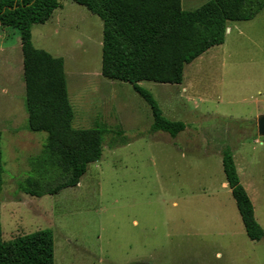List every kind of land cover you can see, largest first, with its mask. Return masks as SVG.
Wrapping results in <instances>:
<instances>
[{
  "label": "rangeland",
  "instance_id": "1",
  "mask_svg": "<svg viewBox=\"0 0 264 264\" xmlns=\"http://www.w3.org/2000/svg\"><path fill=\"white\" fill-rule=\"evenodd\" d=\"M60 3L34 46L65 60L73 127L101 131L103 156L76 188L43 198L21 191L48 135L29 129L20 34L0 26L4 242L52 231L55 264H264V239L248 238L223 168L231 151L264 230V11L231 23L225 44L189 65L181 86L140 84L166 119L186 125L174 139L151 131L152 110L132 85L102 76L101 19Z\"/></svg>",
  "mask_w": 264,
  "mask_h": 264
},
{
  "label": "trees",
  "instance_id": "2",
  "mask_svg": "<svg viewBox=\"0 0 264 264\" xmlns=\"http://www.w3.org/2000/svg\"><path fill=\"white\" fill-rule=\"evenodd\" d=\"M69 1L103 22L102 76L132 85L152 110L151 131L174 139L186 125L166 119L154 96L140 84L181 86L189 65L225 44L231 23L253 21L264 11V0H212L193 12L183 10L182 0ZM61 7L60 0H0V26L20 34L29 129L48 135L43 151L30 160L31 175L20 185L32 198L78 187L89 166L103 156L101 131L73 127L65 60L33 44V28L46 25ZM1 142L0 134V194L4 186ZM223 168L248 238L261 241L264 230L240 183L231 151L223 154ZM0 264H55L53 232L4 242L0 223Z\"/></svg>",
  "mask_w": 264,
  "mask_h": 264
},
{
  "label": "crops",
  "instance_id": "3",
  "mask_svg": "<svg viewBox=\"0 0 264 264\" xmlns=\"http://www.w3.org/2000/svg\"><path fill=\"white\" fill-rule=\"evenodd\" d=\"M63 9V8H62ZM62 9H60V10H58V11H56L55 13H54V15L53 16H55V15H57V13L59 12V11H61ZM52 20V19H51ZM49 23V22H48ZM47 25V24H46ZM46 25H43L44 27L46 26ZM43 26H41V27H43ZM36 28H37V26L36 27H34L33 28V31H32V35H33V44H34V33H35V30H36ZM232 33V29L230 28V26H229V29H228V31H227V35L228 34H231ZM20 45H21V40H20ZM58 58H60V57H58ZM194 86H195V83H194ZM227 181V180H226ZM240 183H241V180H240ZM241 185H242V183H241ZM224 186H225V188H228L229 187V185H228V183L227 184H224ZM243 186V185H242ZM244 187V186H243ZM229 189H230V187H229ZM244 189H245V187H244ZM246 190V189H245ZM230 191H231V189H230ZM246 192H247V190H246ZM231 193H232V191H231ZM247 194H248V192H247ZM233 196V195H232ZM255 209V208H254ZM255 217H256V212H255ZM242 219V218H241ZM257 220V219H256Z\"/></svg>",
  "mask_w": 264,
  "mask_h": 264
},
{
  "label": "water",
  "instance_id": "4",
  "mask_svg": "<svg viewBox=\"0 0 264 264\" xmlns=\"http://www.w3.org/2000/svg\"><path fill=\"white\" fill-rule=\"evenodd\" d=\"M258 134L261 138H264V114L257 120Z\"/></svg>",
  "mask_w": 264,
  "mask_h": 264
}]
</instances>
